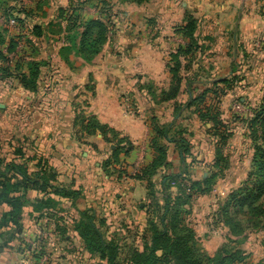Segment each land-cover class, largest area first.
I'll return each instance as SVG.
<instances>
[{"label":"rangeland","instance_id":"obj_1","mask_svg":"<svg viewBox=\"0 0 264 264\" xmlns=\"http://www.w3.org/2000/svg\"><path fill=\"white\" fill-rule=\"evenodd\" d=\"M79 1L80 0H77L76 2L79 3ZM109 5L110 4L107 3V6ZM75 7L67 8L65 11H62L63 9L57 10L56 7H51V5L46 4L45 1L34 4L29 0H0V35L1 40H4L1 47L2 54L6 56L7 60H10L12 67L16 63V60L20 62L22 60L24 63L29 59L51 60L52 63H54L53 61H55L54 59L57 57L56 53H58L60 59L65 58L66 55L69 60L70 55H73L75 57L74 59L79 58L84 64L91 65L101 54L105 44L110 39L109 23L106 20L97 18L107 24L109 28V33L107 35L108 40L98 55L93 57L91 61L85 62L76 54L75 46L66 40V38L70 36V32H72V30H70V32L67 33L71 24L70 21L68 23L67 17H71L70 14ZM52 10H54L55 14L60 12L59 15H64V13H66V15H64L66 16V24L61 28V32H64V34L60 35L58 34L60 25L58 26L57 22L53 23L49 20L47 25L48 39L51 40L53 46L57 45L58 37H62L63 40V43L59 41L61 45L53 52V56L51 57L52 52L45 50L47 46L44 40H36L31 34V26L39 23L38 20H40L42 14H46L45 12L49 13ZM75 13L77 12L75 11ZM17 19H19V22ZM149 25L152 27V31L154 28L156 29V33L149 37L151 40L150 44L160 49L162 52L161 56L165 60L166 21L151 19L149 20ZM81 30L82 28L80 26L73 30L76 34V36H73V38H76V42ZM251 41L253 45L248 51L222 50L215 52L212 57L209 52H203L201 53V57L196 58L198 62L195 61L191 69L186 72L187 75L191 73L197 74L200 78L199 80L204 84L198 87L195 91L196 94L203 92L205 89L213 90V87L209 84L212 81L227 79L232 82L227 86L218 85V90H222L224 95L218 96L211 93L206 95L205 102L206 105L210 107L209 112L211 113L212 109L211 114L219 113L217 119L220 125H216L214 127L215 129L210 130V124L204 125L200 122L197 114L194 113L195 109L192 108L185 113L182 112L181 118L188 124L193 123L194 120L197 124L196 130L193 127L184 128L182 125L175 131L174 129L168 131L169 138L171 139L182 138L186 140L189 145H191V142L194 143L192 144L193 148L191 147V153L193 151L195 155L192 154L191 158L185 159V169H179V165L176 163L178 156L180 157L177 145L174 144V146H172V143H166L164 139L159 138L156 134L154 136L153 132L155 131L153 127L157 124V126H160L162 129L163 125L158 121L154 122L156 123H153L154 125L151 124L152 137L150 140L155 139L157 142H160L158 143L159 146L162 144L166 148V162L168 165L172 164L171 161H168L170 157L175 159V167L168 166L166 168V174L178 173L186 170L180 177L171 182L169 192L173 198L178 197L179 203L182 204L181 208L184 221L195 234V245L193 247L204 256L208 257H214L220 253L222 255L235 253L240 257V261H236L234 264H264V217L260 219L254 216L250 217L246 215V211L237 212L232 208L229 209V214L232 216L230 221V226H232V228H230L224 224V220L220 219L221 213L219 211V207L229 199L230 195L242 188L251 170V160L254 156V142L251 139V131L248 124L249 121L253 119V115L256 112L255 109L258 108V100L264 92V31H261V33L257 32L252 36ZM11 42L14 45L13 48L11 47ZM49 43L50 42L47 41V45ZM62 44L65 46L63 47ZM48 54H50L51 59H47L49 58ZM1 62L2 60L0 59V66H3ZM199 62H201V64ZM64 63L66 64V62ZM67 64L68 66L70 65L68 62ZM57 72V65H54V67L50 66L45 70V77H43L42 82L39 84V87L41 86L44 92L49 90L52 91L53 82L58 78V76L55 78ZM163 72L166 73V68L163 69ZM101 73L102 71H100V74ZM186 73L182 71L181 76L184 77ZM90 82L92 81L89 80L88 84H86V87H88L86 91L89 93L92 92V84L90 85ZM164 87L166 88V81L162 83H153L152 81L150 82V80H146L141 83L136 82L133 84L134 92L147 95L150 101L154 103L159 102L160 91L164 90ZM125 93L124 90L123 94ZM129 93L130 92H128V94ZM24 96V90L16 81H12V79H10L9 82L0 80V111L7 110L8 112V116H4V114H2L3 112H0V144L5 145L4 140L6 136H9V138L12 137L10 152L5 151L3 147H0V152L4 157L10 154L12 158H18L21 155L24 159H28L27 163H24V161H15V163L25 164V166L28 167L27 171L29 173L32 171L44 170L49 174H55V170L49 166L48 161L44 158L37 157L36 154L33 156L28 155V158H25L23 156L24 152H22L23 149L14 141L19 138L18 128H20L21 125H30L28 128L32 127L31 123L33 122V117L28 113L30 111V105ZM131 100L132 98H128V102L132 107L133 100ZM53 101H56V99L52 98L47 100L45 102L46 106L50 107ZM82 104V96L77 97L74 118L76 115H83L88 119L94 118V115H84L82 113L80 109ZM194 115L199 122L196 121ZM165 123L164 126H166ZM73 129L75 140L79 144H87L88 137L91 138L96 135L101 137L99 133L88 136L80 129V126L75 127L74 124ZM77 137H80V139L78 140ZM258 143L257 141V144ZM90 145H93V143ZM35 148L39 152V149L37 147ZM124 148L126 149L127 147L125 146ZM92 149L97 152L96 148ZM112 149V146L106 144L104 153L108 156L102 161H98L106 176H113L117 183L122 179H126L127 183L130 181L129 179H134V176L140 174L142 168L138 169L132 166L133 164L131 165V161H129L130 154L133 152L134 155L135 151L132 148L129 151V156L121 152L120 154L126 157L121 159L119 154L120 161L118 163L110 164L108 166L109 168L103 169L104 160L109 159L110 163L114 160L110 157V150ZM151 154L154 156L157 155L154 148ZM73 172L75 175L80 174L78 170L74 171L73 169ZM12 174L13 173L10 172L9 176ZM162 178L163 175H160L159 172L152 177L155 183L154 190L156 192L161 189L160 181ZM14 182L15 181H12V183ZM52 184L53 186L58 184V186L68 187L64 180L63 182L60 180L58 182L55 181ZM13 190V186L8 187L9 194L5 196V199L9 202L12 201L17 212L20 210L17 216L19 228L12 223L4 228L0 225V248H4L8 245L5 251L12 253L15 261L13 264H97L95 257L89 260L84 258L77 259L76 257L73 258V260L65 258L66 252L70 251L73 253V246L74 248L78 247V244H73L71 240L70 245H68V243H63L66 241L63 232L67 228V220L72 221L73 219H78L79 215L75 211L74 206L76 205L77 210H80L78 209V206L81 205L79 201L76 202L74 206H71L74 202L70 197L68 199L54 197L53 200L47 197L46 203H48L49 207L47 206V209H45L46 207L38 208L34 200L36 198L40 199V195L33 191H29L31 192L30 194H28L29 192L25 194L23 190L17 189L18 192L16 193ZM157 196V198L160 199L159 194ZM147 201L146 198L142 206L143 204L145 205ZM260 201L261 200H253V198L248 200L250 204L256 206L259 205ZM67 202V205L70 207L69 209H67V207L64 208ZM249 203H246V205ZM120 206H122V203ZM234 210L236 214H234ZM244 210L246 209L244 208ZM8 211H10L9 207L5 204L0 205V224L3 214ZM101 213L102 217L107 214L106 212ZM110 219L112 221L114 218H109V220ZM117 222L119 221L116 220V223ZM56 228H58L59 231V238L58 234L54 232ZM120 228L124 234L127 233L128 236L130 235L128 239H130L131 236H135L137 231L136 226L132 223L122 225V227L116 226L113 229L111 228L110 231L119 230ZM13 234L15 237L12 236ZM4 241H13L11 243L12 246L11 244L10 246L6 244L7 242L3 243ZM126 250L127 249H123L122 252L125 253ZM62 256L64 257L62 258ZM88 257L91 256H87V258Z\"/></svg>","mask_w":264,"mask_h":264},{"label":"crops","instance_id":"obj_2","mask_svg":"<svg viewBox=\"0 0 264 264\" xmlns=\"http://www.w3.org/2000/svg\"><path fill=\"white\" fill-rule=\"evenodd\" d=\"M29 1L34 4L45 1L57 10L63 9L62 11L76 6L73 9H75L74 13L77 12L75 15L79 23L97 18L106 20L109 23L111 36L101 54L91 65L84 64L79 58L74 59L73 55H70L69 60L66 55L65 58L60 59L56 53L57 57L54 59L56 62L49 61L50 66L58 67L55 76L58 78L53 82L52 91L44 92L41 86L35 93L24 91V97L30 105L28 113L33 117L34 123H31V128H28L30 125H21L18 128L19 138L14 141L23 149L25 158L36 154L37 157L48 161L49 166L55 170L56 182L64 180L69 188L80 190L82 197L78 209L91 208L101 217V212H106L107 214L102 218L109 221L113 226L112 229L131 223L139 228L144 227L146 214L142 203L147 196L145 183L135 179H129L127 183L126 179H122L117 183L113 176L108 177L104 174L98 161H102L108 155L104 153L106 144L100 136L88 137L87 144L76 142L73 121L77 97L82 96L83 104L80 109L84 115H94L100 124L108 126L121 137L128 139L132 149L135 150L134 155L133 152L128 155L131 165L138 169L143 168L154 158L151 154L153 148L150 140L152 121L156 120L155 122L158 121L163 126L166 121V126L174 131L182 125L184 128L193 127L196 130L197 124L194 120L189 124L184 122L181 118L182 112L174 116L175 101L151 102L147 95L134 92L133 84L146 80L153 83L166 81V88L161 91H167L171 80L168 70L170 55L178 47H184L186 44V40L177 30L186 23L188 17L195 20L197 26L195 38L198 49L195 53V61L203 52H209L212 57L215 52L222 50H250L253 45L252 36L264 31V0H151L140 6L120 3L116 0H104V4L109 3V6H103L100 3L103 0H80L79 3L76 2L77 0ZM45 13L37 23L43 37L35 38L39 41L44 40L47 46L45 50L52 52V57L53 52L61 45L59 41L63 43V40L62 37H58L57 45L53 46L47 37V25L49 20L53 23L57 22L58 26L60 25L58 34H64L61 28L66 24V16H64L66 13L59 15L60 12L55 14L54 10ZM151 19L166 21L165 60L161 56L160 49L150 44V35L156 33V29L152 31L149 25ZM47 41L50 42L48 45ZM48 55L47 59H51L50 54ZM67 62L70 63L69 66ZM165 68L166 73L163 72ZM89 80L92 81L91 93L86 91ZM124 90L125 94H123ZM189 96L185 85L182 84L177 102L183 104ZM51 97L56 101L47 107L45 102L52 99ZM128 98L133 100L132 107ZM0 112L8 116L7 110ZM194 117L198 121L195 115ZM11 140L12 137L6 136L5 145L0 144V147L10 152ZM91 143L97 152L92 149ZM190 144L193 148L194 143ZM192 154L195 155L193 151ZM7 156L6 161L26 162L21 155L18 158H12L10 154ZM126 156L120 154L121 159ZM168 161L172 162L169 166L174 168L177 163L178 168L182 169L181 157L178 156L176 163L173 157ZM73 169L78 170L80 174L75 175ZM65 204L64 208L69 209L68 202ZM109 218L114 219L111 221ZM75 220L66 221L67 228L63 235L67 239L63 243L68 245L71 241L76 244L70 229ZM116 220L119 222L116 223ZM54 232L59 238L58 228ZM12 242L6 244L10 246ZM7 246L0 250V264L15 263L12 253L5 251ZM74 249L73 246V253L70 251L65 253L66 259L73 260L76 253Z\"/></svg>","mask_w":264,"mask_h":264},{"label":"trees","instance_id":"obj_3","mask_svg":"<svg viewBox=\"0 0 264 264\" xmlns=\"http://www.w3.org/2000/svg\"><path fill=\"white\" fill-rule=\"evenodd\" d=\"M116 1L140 6L151 0ZM100 3L103 6H107V3L104 4V0ZM74 10L70 14L71 17H67L68 23L69 21L71 23L68 31L72 30V32H70L71 34H69L70 36L66 40L75 46L76 54L83 61L89 62L100 53L108 40L109 28L105 22L98 19H90L79 23L77 16L74 15ZM17 20L19 22V19ZM79 26L82 30L79 32L76 42V38H73L74 35L76 36L73 30ZM196 28L195 20L190 17L186 19V23L183 26L178 27L177 32L186 40V44L184 47H178L170 55V65H168L171 75L170 86L167 91L160 92L159 102L175 101L174 116H177L184 110L195 109L194 113L197 114L200 122L204 125L210 124L211 130L215 129L216 125H220L217 119L219 113L211 114L212 109L211 113L209 112L210 107L205 102L206 95L208 93L218 96L224 95L222 90H218V85L227 86L232 81L230 82L227 79L212 81L209 84L213 87V90L205 89L201 93H195L198 87L204 84L199 80L200 78H198L197 74L191 73L187 75L186 72L195 64V53L198 49L195 38ZM31 31V34L36 38L42 36L41 28L37 24L31 26ZM3 42L4 40H1L0 35V59L3 65L0 66V80L9 82L12 79L24 91L35 93L42 82L45 70L50 67L49 60L29 59L25 63L22 60L21 62L16 60V63L12 67L10 60H7L6 56L2 54L1 47ZM10 44L13 48V43L11 42ZM182 71L186 73L184 77L181 76ZM182 84L185 85V90L190 95L183 104L177 102ZM255 110L253 119L248 124L251 131V139L254 142V156L251 160V170L242 188L232 193L229 199L219 207L221 213L220 219L224 220V224L230 228H232L230 226L232 216L229 214V209L232 208L237 212L246 211V215L250 217L254 216L258 219L264 217V92L259 98L258 108ZM154 122L152 121V123ZM73 124L75 127L80 126V129L88 136L99 133L102 140L113 147L110 150V157L114 160L111 163L109 159L104 160L103 169L107 168L110 164L118 163L119 154L123 152L124 155H128L132 148L126 137H121L115 130L100 124L95 117L88 119L83 115H76ZM153 129L155 131L153 132L154 136L156 134L159 138L164 139L166 143L177 145L182 168L185 169V159L192 157L191 145L182 138H169L168 131L171 129L168 126H162L161 129L156 124ZM77 139L79 140L80 137H77ZM257 141L259 142L258 144ZM158 143L160 142H157L155 139L151 140V145L157 155L154 156L148 165L140 170V174L133 177L135 180L145 183L148 201L142 206L146 214L145 226L142 228L136 227L135 236H131L130 239H128L130 235L128 236L126 232L124 234L121 228L110 231L113 226L110 225L106 218L96 215V212L91 208L77 210L75 203L81 200L80 190H72L69 187L58 186V184L53 186L52 183L56 181L55 174H49L44 170L29 173L27 171L28 167L25 164H16L13 160L6 161L1 152L0 205L5 204L9 207L10 211L3 214L0 225L4 228L12 223L19 228L17 216L20 210L17 212L12 201L9 202L5 199V196L9 194L8 187L13 186L15 193L19 189L23 190L25 194L33 191L40 195V199L36 198L34 200L38 208L46 207L45 209H47L49 207L48 203H46L47 197H50V200H53L54 197H58L59 199H68L70 197L73 199L74 203L71 206L75 205L74 209L79 217L74 221L70 229L75 243L78 244V247L74 249L76 252L74 258L76 257L77 259L84 258L89 260L95 257L97 264H234V262L240 261V257L235 253H227L225 255L220 253L214 257H208L193 247L195 245V234L184 221L182 204L179 203L178 197L173 198L169 192L171 182L180 177L186 170L166 174L164 169L169 166L166 162V148L162 144L159 146ZM125 146L127 147L126 149L124 148ZM91 147L95 149L93 145ZM27 162L28 159L25 163ZM10 172L13 173L11 176H9ZM158 172L160 175H163V178L160 181L161 189L156 192L152 177L158 174ZM12 181L15 182L12 183ZM158 194L160 199L157 198ZM252 198L253 200H261L259 205L250 204L248 200ZM246 203L249 204L246 205ZM235 210L234 214H236ZM12 236L15 237L14 234ZM123 249H127L125 253L122 252ZM88 255L91 257L87 258Z\"/></svg>","mask_w":264,"mask_h":264}]
</instances>
